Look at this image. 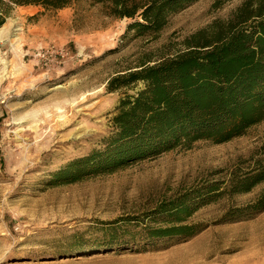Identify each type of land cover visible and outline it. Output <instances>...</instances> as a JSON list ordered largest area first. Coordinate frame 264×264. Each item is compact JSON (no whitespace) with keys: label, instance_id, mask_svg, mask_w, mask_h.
Wrapping results in <instances>:
<instances>
[{"label":"rangeland","instance_id":"1","mask_svg":"<svg viewBox=\"0 0 264 264\" xmlns=\"http://www.w3.org/2000/svg\"><path fill=\"white\" fill-rule=\"evenodd\" d=\"M249 0H199L158 34L128 30L90 0L64 9L9 8L0 28V264H264V211L246 220L226 214L255 201L247 194L201 205L185 224L190 239L159 240L143 249H104L103 231L121 219L133 241L144 228L167 226L153 212L164 202L264 167V121L224 144L198 141L112 174L51 186L52 174L102 148L116 132L121 102L144 82L114 80L186 51L196 33L225 25ZM125 232H129L126 234ZM99 248V249H96Z\"/></svg>","mask_w":264,"mask_h":264},{"label":"trees","instance_id":"2","mask_svg":"<svg viewBox=\"0 0 264 264\" xmlns=\"http://www.w3.org/2000/svg\"><path fill=\"white\" fill-rule=\"evenodd\" d=\"M18 6L64 9L78 0H12ZM108 17L129 19L128 30L138 35L160 33L172 16L199 0H90ZM0 0V28L9 15ZM183 53L114 80V90L137 82L146 84L135 98L121 102L114 118L116 132L100 149L76 159L52 174L51 186L72 184L90 176L112 174L198 141L224 144L244 136L264 121V0H249L233 20L200 31L186 40ZM264 182V167L236 178L224 192L218 184L205 185L162 203L153 216L167 226L144 228L133 241L120 235L121 219L109 223L104 249L134 245L143 249L159 240L190 239L200 227L185 222L200 208L224 195L247 194ZM264 211V193L255 201L230 210L226 220H246ZM128 234L129 232H125ZM96 247V249H99Z\"/></svg>","mask_w":264,"mask_h":264}]
</instances>
